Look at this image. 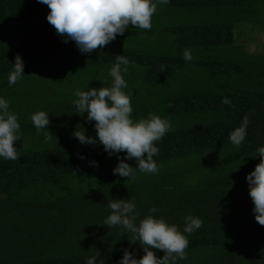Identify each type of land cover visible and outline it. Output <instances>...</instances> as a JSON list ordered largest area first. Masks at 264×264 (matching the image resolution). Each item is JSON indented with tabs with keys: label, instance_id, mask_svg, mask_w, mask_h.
<instances>
[{
	"label": "trees",
	"instance_id": "1",
	"mask_svg": "<svg viewBox=\"0 0 264 264\" xmlns=\"http://www.w3.org/2000/svg\"><path fill=\"white\" fill-rule=\"evenodd\" d=\"M49 11L38 0H0L2 87L36 89L27 99L6 100L22 139L14 143L19 159L0 157V264H86L91 257L95 264H119L125 249L142 258L143 248L130 243L126 229L104 224L109 201L131 197L137 226L152 215L183 233L187 215L203 221L184 233L187 259L175 264H264V226L255 220L246 180L264 147V53L247 51L236 36L240 23L264 29V0H169L158 5L151 30L130 26L91 54L57 35ZM185 48L191 62L182 58ZM17 54L24 76L9 86ZM117 55L130 62L121 74L131 119L152 113L172 125L154 142L156 174L141 173L135 158L119 153L135 168L134 181L113 174L117 154L73 136L79 125L98 141L95 121L76 111L75 91L111 87ZM38 111L51 121L47 141L30 119ZM245 116L247 135L237 147L229 134Z\"/></svg>",
	"mask_w": 264,
	"mask_h": 264
},
{
	"label": "clouds",
	"instance_id": "2",
	"mask_svg": "<svg viewBox=\"0 0 264 264\" xmlns=\"http://www.w3.org/2000/svg\"><path fill=\"white\" fill-rule=\"evenodd\" d=\"M50 9L47 21L52 25L57 35L66 37L65 43L75 41L82 54H91L114 41L117 35L123 36L130 26L140 30H151V18L160 4L166 5L169 0H38ZM126 42V41H125ZM125 46V44H124ZM182 58L191 62L193 56L191 49L185 48ZM129 60L124 55L116 56V63L110 68L109 75L113 79L111 87L93 88L87 91L77 89L76 99L73 101L78 113H87V121H95V130L98 141L89 137L81 126L73 133L74 138L81 144L94 145L99 142L104 146V151L109 154L125 152L126 159L136 160V168L141 173L156 174L159 171L153 157L159 154V149L154 142L160 141L167 132L172 130L169 120L158 115L149 114L147 119L134 122L131 119L133 112L130 95L122 89L127 88L121 66L129 65ZM24 63L19 54L15 58L13 71L8 75L9 86L16 85L24 76ZM164 66H161L163 71ZM124 67L123 72L127 73ZM225 104L231 101L225 98ZM36 129V134L43 133L45 140L53 135L48 130L51 121L46 112L38 111L30 117ZM249 119L244 117L241 125L229 134V141L239 147L247 135ZM18 116L9 111L8 102L0 97V157L5 160L15 161L20 158V150L14 143L21 140ZM26 147V145H23ZM260 163L255 167L246 180L249 185V195L254 204L256 222L264 226V147L257 150ZM83 159L84 157H80ZM98 167L97 162H91ZM114 175L128 177L131 181L136 179V170L119 158V163L113 170ZM107 207L111 214L106 217L104 224L108 227L122 226L131 234L130 243L139 242L144 255L136 259L134 254L125 249L119 264H175L177 259H187L186 249L189 241L184 233L191 234L202 227L203 221L198 217L187 215L185 228L180 232L176 225H169L163 219H156L148 215L137 226L138 213L134 197L130 200L109 201ZM155 207L150 212L155 213ZM135 213V214H134ZM162 251L163 257H158L156 252ZM96 250V256H100ZM96 258L91 257L86 264H95Z\"/></svg>",
	"mask_w": 264,
	"mask_h": 264
},
{
	"label": "rangeland",
	"instance_id": "3",
	"mask_svg": "<svg viewBox=\"0 0 264 264\" xmlns=\"http://www.w3.org/2000/svg\"><path fill=\"white\" fill-rule=\"evenodd\" d=\"M237 29H236V36L238 35L237 41L239 44L245 46V49L249 52L264 53L263 28H261L256 24H253V22H249V23L246 22V23L238 24ZM26 87L27 84L24 83V86H21L18 90L14 91L13 89L11 90L8 86L2 87V84L0 82V97L4 98L5 100H11V99L24 100L27 99V97L30 94L31 96L35 95L36 89L34 90V86H29L30 89H26ZM14 103L15 102H13V104Z\"/></svg>",
	"mask_w": 264,
	"mask_h": 264
}]
</instances>
